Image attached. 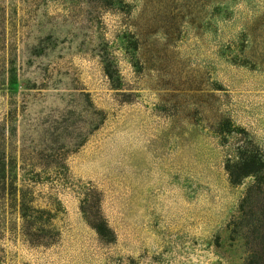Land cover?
<instances>
[{
	"label": "rangeland",
	"instance_id": "obj_1",
	"mask_svg": "<svg viewBox=\"0 0 264 264\" xmlns=\"http://www.w3.org/2000/svg\"><path fill=\"white\" fill-rule=\"evenodd\" d=\"M246 194L264 0H0V264H242Z\"/></svg>",
	"mask_w": 264,
	"mask_h": 264
},
{
	"label": "trees",
	"instance_id": "obj_2",
	"mask_svg": "<svg viewBox=\"0 0 264 264\" xmlns=\"http://www.w3.org/2000/svg\"><path fill=\"white\" fill-rule=\"evenodd\" d=\"M239 166V171L229 169L228 165H226V170L229 174L230 181L232 183H238L241 178L247 176L249 174L254 173L258 170L255 162L246 161L243 156H240V161L237 163ZM259 178L256 177V184L259 182ZM251 187L248 189L251 193ZM249 203L253 207L252 210L247 211L246 205L248 200ZM239 218L238 222H234V225L241 226L243 230V237L246 239V246L248 250V254L246 259L242 264H264V201L262 203L256 204V201L251 199L250 196L246 194L242 197V200L239 203L238 208ZM233 222V221H232ZM90 225L98 232V234L103 235V231L107 230L106 226H100L96 223L90 222Z\"/></svg>",
	"mask_w": 264,
	"mask_h": 264
}]
</instances>
